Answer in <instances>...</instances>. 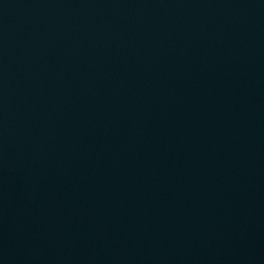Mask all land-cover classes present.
Masks as SVG:
<instances>
[{
    "label": "water",
    "instance_id": "obj_1",
    "mask_svg": "<svg viewBox=\"0 0 264 264\" xmlns=\"http://www.w3.org/2000/svg\"><path fill=\"white\" fill-rule=\"evenodd\" d=\"M0 264H264V0H0Z\"/></svg>",
    "mask_w": 264,
    "mask_h": 264
}]
</instances>
